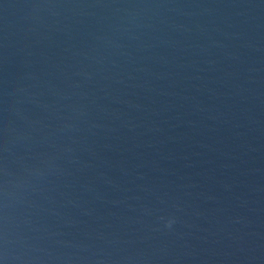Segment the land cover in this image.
<instances>
[{
  "label": "water",
  "instance_id": "1",
  "mask_svg": "<svg viewBox=\"0 0 264 264\" xmlns=\"http://www.w3.org/2000/svg\"><path fill=\"white\" fill-rule=\"evenodd\" d=\"M0 264H264V0H0Z\"/></svg>",
  "mask_w": 264,
  "mask_h": 264
}]
</instances>
